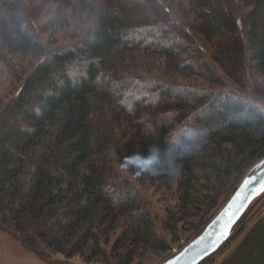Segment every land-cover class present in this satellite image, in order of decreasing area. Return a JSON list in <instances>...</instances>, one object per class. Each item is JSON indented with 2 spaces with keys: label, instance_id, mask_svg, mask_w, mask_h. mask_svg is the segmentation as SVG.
Masks as SVG:
<instances>
[{
  "label": "trees",
  "instance_id": "trees-1",
  "mask_svg": "<svg viewBox=\"0 0 264 264\" xmlns=\"http://www.w3.org/2000/svg\"><path fill=\"white\" fill-rule=\"evenodd\" d=\"M249 70L264 82V0H0V204L48 138L34 191L65 180L64 201L52 210L26 197L22 220L87 225L72 252L93 241L90 256L107 263L87 228L97 219L120 229L111 248L131 245L128 260L140 247L170 250L181 238L157 230L132 178L162 182L191 210L210 193L203 182L233 177L218 211L264 155V104L245 90ZM155 146L182 155L179 172L149 156ZM125 156L138 162L125 169ZM245 217L219 264H264V213L250 227Z\"/></svg>",
  "mask_w": 264,
  "mask_h": 264
},
{
  "label": "rangeland",
  "instance_id": "rangeland-1",
  "mask_svg": "<svg viewBox=\"0 0 264 264\" xmlns=\"http://www.w3.org/2000/svg\"><path fill=\"white\" fill-rule=\"evenodd\" d=\"M32 16L36 17L34 14ZM63 34H65V31ZM245 90L249 95L257 99L259 103L264 104V82L254 70H249L247 73ZM48 140L46 138L37 141V145L30 152V160L23 167L15 194L13 193V196L11 195L9 199H5V204H0V264H157L178 250L182 244H185L194 234L199 232L198 229L217 211L233 182V177L214 182H203L202 186L204 187L200 186V188H203L201 189L202 192L204 190L210 192L207 195V199L199 208L186 210L176 204V196L171 195L170 190L162 186V182L153 179H143L141 181V179L132 178L134 180L133 184L135 183L136 185L137 182L139 189L150 203L157 230L168 236V238L171 237L173 232L176 234L173 236L175 240L177 237L181 239L180 241L171 242V249L165 252L140 247L132 253L131 259L128 260V252L132 249L131 245L125 244L117 251V254L111 248L120 229L108 231L110 227L109 221L100 223L97 219L87 228L91 229L100 246L106 251L109 261L107 263L102 261L101 256H90V247L95 246L93 241L89 242L84 254L72 252L73 244L77 242L78 236L86 229L85 226L87 225L79 228H70L63 223L55 225L59 223L56 222L54 224L53 221H50L46 228L40 229L36 225L39 221H33L32 224H28V222L22 220L19 202L26 200V197L30 199L34 197L35 200L38 199L41 203L44 201V204H46L45 209L51 206L52 210L62 205V203L58 205V202L64 201V199L62 200L59 197L65 195L67 186L65 180L59 181V179L46 178L47 180L43 181L51 183L49 190L46 192L42 190L44 183H41L39 192L34 191L33 185L35 180L39 179L42 174L41 166L44 165L42 160L40 161L39 155L44 152ZM253 160L254 158L247 159V161ZM140 176L146 175L140 173ZM140 181L141 183L139 184ZM84 182L85 180L82 181L80 186ZM10 189L14 190V186H11ZM46 197L48 200H51L52 197H56V199L55 201H50V205L45 202ZM263 213L264 193L245 212L246 226L250 227ZM41 219L40 217L39 220ZM61 220H63L62 216ZM241 236L242 233L230 239L229 236V240L227 239L228 241L226 240L227 242L225 241L224 245L222 244L199 264H219L234 248Z\"/></svg>",
  "mask_w": 264,
  "mask_h": 264
},
{
  "label": "water",
  "instance_id": "water-1",
  "mask_svg": "<svg viewBox=\"0 0 264 264\" xmlns=\"http://www.w3.org/2000/svg\"><path fill=\"white\" fill-rule=\"evenodd\" d=\"M263 193L264 155L249 167L226 202L202 229L157 264H199L228 239L236 223Z\"/></svg>",
  "mask_w": 264,
  "mask_h": 264
},
{
  "label": "clouds",
  "instance_id": "clouds-1",
  "mask_svg": "<svg viewBox=\"0 0 264 264\" xmlns=\"http://www.w3.org/2000/svg\"><path fill=\"white\" fill-rule=\"evenodd\" d=\"M205 140H206V133L194 138L188 144L185 150V154L193 150H199L203 146V143L205 142ZM136 155H141V154H136ZM149 156L155 158L157 162H159L160 159H167L169 161V167H172L177 172H179L181 165L178 163V161L182 159V155H177L175 153H169L167 146H164V147L155 146L153 150H150ZM146 158L148 157L141 155V159H146ZM133 160H134V157L125 156L122 162L124 164V168L127 169L129 165H132ZM138 174H139V170H138ZM152 174L154 175L159 174V172L158 170H155V171H152Z\"/></svg>",
  "mask_w": 264,
  "mask_h": 264
},
{
  "label": "snow or ice",
  "instance_id": "snow-or-ice-1",
  "mask_svg": "<svg viewBox=\"0 0 264 264\" xmlns=\"http://www.w3.org/2000/svg\"><path fill=\"white\" fill-rule=\"evenodd\" d=\"M133 162H138V161H132V163H133ZM222 235H223V233H222Z\"/></svg>",
  "mask_w": 264,
  "mask_h": 264
}]
</instances>
